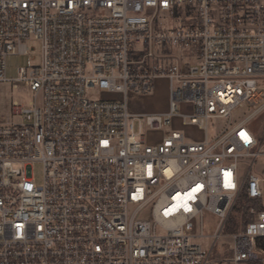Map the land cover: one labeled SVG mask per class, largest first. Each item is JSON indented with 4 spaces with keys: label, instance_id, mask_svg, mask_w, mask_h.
<instances>
[{
    "label": "built area",
    "instance_id": "1",
    "mask_svg": "<svg viewBox=\"0 0 264 264\" xmlns=\"http://www.w3.org/2000/svg\"><path fill=\"white\" fill-rule=\"evenodd\" d=\"M184 5L180 24L158 23ZM155 46L196 47L199 61L156 64L168 56ZM14 54L27 59L10 79ZM157 77L169 79V110L131 111L129 92L149 93ZM261 79L264 0H0V81L30 92L0 122V264H264V119L252 124ZM242 103L252 111L209 137L208 121ZM176 116L205 138L172 131L148 142L144 128ZM205 211L217 217L209 235Z\"/></svg>",
    "mask_w": 264,
    "mask_h": 264
},
{
    "label": "rangeland",
    "instance_id": "2",
    "mask_svg": "<svg viewBox=\"0 0 264 264\" xmlns=\"http://www.w3.org/2000/svg\"><path fill=\"white\" fill-rule=\"evenodd\" d=\"M187 7L184 5L180 8L182 16L171 15L169 13L159 15L162 25H177L180 24L185 19V9ZM29 46L30 56L33 57V63L39 64L41 61L42 49L41 42L33 37L26 40ZM154 53L158 56L167 55L165 60H155L154 63L162 64L174 62L176 59L187 63H197L199 61V51L196 47L192 48H175L166 47L165 49L160 46L154 47ZM27 56L21 54L9 55L6 58L7 64V77L14 79L17 76V68L26 64ZM260 84L264 85V79L260 80ZM91 97H107L108 94L105 91L93 90L90 93ZM121 97L120 95H118ZM30 98L29 91H22L20 89H14L11 82L0 81V122L2 120L13 119L11 114V105L13 100L26 101ZM129 108L133 112H166L170 108V82L166 77H157L154 80V85L152 91L149 93H139V92H129ZM191 104V103H190ZM189 103L177 102L179 112L181 114H192L194 112L192 106ZM252 107L248 106L247 103H242L233 109L231 117H216L208 121L207 134L209 137L214 136L218 132L222 131L228 124L233 125L244 116L252 111ZM264 119V111L257 115L252 124L255 127H261L260 123ZM229 125V126H230ZM138 127V122H136ZM172 131H181L185 133L190 139L200 141L205 138V129H200L198 126L194 125H184L181 123V118L179 116L174 117V123L171 124L164 130H148L144 128V135L148 142L155 143L161 138ZM264 169V157H260L257 162L256 170ZM34 179L38 183L42 178V167L36 164L33 167ZM248 205L247 201L242 198L237 202L235 208L233 209L229 220L227 221V227L225 233L230 235L238 228V223L241 216V208ZM203 232L206 235L211 234L217 223V217L205 211L203 213ZM204 245L210 246L211 239L209 237H204L200 239ZM230 237L222 238L215 248L214 255L219 256V252L222 251L223 243L230 241Z\"/></svg>",
    "mask_w": 264,
    "mask_h": 264
},
{
    "label": "trees",
    "instance_id": "3",
    "mask_svg": "<svg viewBox=\"0 0 264 264\" xmlns=\"http://www.w3.org/2000/svg\"><path fill=\"white\" fill-rule=\"evenodd\" d=\"M244 201H247V202H249V199L245 196V197H243L242 198ZM247 221V219H244V222H246Z\"/></svg>",
    "mask_w": 264,
    "mask_h": 264
},
{
    "label": "snow or ice",
    "instance_id": "4",
    "mask_svg": "<svg viewBox=\"0 0 264 264\" xmlns=\"http://www.w3.org/2000/svg\"><path fill=\"white\" fill-rule=\"evenodd\" d=\"M241 135H242V136H244V134H243V133H242ZM246 139H247V138H246ZM228 186H233V185H230V184H229Z\"/></svg>",
    "mask_w": 264,
    "mask_h": 264
}]
</instances>
